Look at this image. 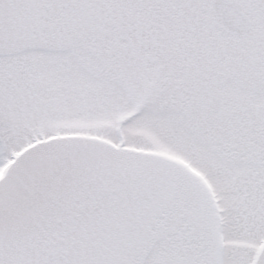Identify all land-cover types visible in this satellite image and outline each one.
<instances>
[{"label": "snow or ice", "instance_id": "snow-or-ice-1", "mask_svg": "<svg viewBox=\"0 0 264 264\" xmlns=\"http://www.w3.org/2000/svg\"><path fill=\"white\" fill-rule=\"evenodd\" d=\"M0 264H264V0H0Z\"/></svg>", "mask_w": 264, "mask_h": 264}]
</instances>
